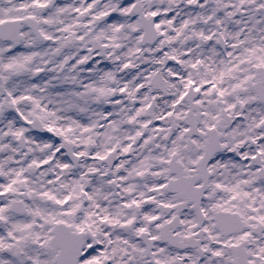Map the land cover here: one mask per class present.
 <instances>
[{"label": "snow or ice", "instance_id": "obj_1", "mask_svg": "<svg viewBox=\"0 0 264 264\" xmlns=\"http://www.w3.org/2000/svg\"><path fill=\"white\" fill-rule=\"evenodd\" d=\"M0 264H264V0H0Z\"/></svg>", "mask_w": 264, "mask_h": 264}]
</instances>
